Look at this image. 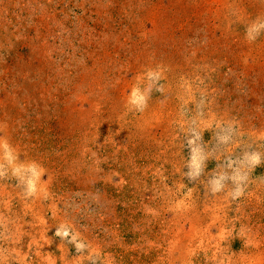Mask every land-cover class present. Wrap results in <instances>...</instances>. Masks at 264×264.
<instances>
[{
  "label": "rangeland",
  "instance_id": "rangeland-1",
  "mask_svg": "<svg viewBox=\"0 0 264 264\" xmlns=\"http://www.w3.org/2000/svg\"><path fill=\"white\" fill-rule=\"evenodd\" d=\"M0 264H264V0H0Z\"/></svg>",
  "mask_w": 264,
  "mask_h": 264
}]
</instances>
